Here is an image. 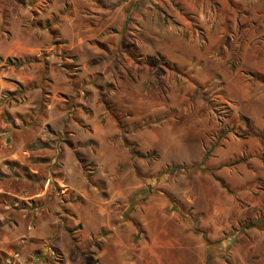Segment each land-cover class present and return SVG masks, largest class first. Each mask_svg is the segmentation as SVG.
<instances>
[{"label":"rangeland","instance_id":"obj_1","mask_svg":"<svg viewBox=\"0 0 264 264\" xmlns=\"http://www.w3.org/2000/svg\"><path fill=\"white\" fill-rule=\"evenodd\" d=\"M0 56V227L77 201L56 180L70 119L87 113L88 96L98 106L90 95L99 85L110 96L102 94L101 121L107 111L132 121L109 142L132 155L110 170L113 125L84 132L98 138L103 167L80 161L82 192L94 184L115 196L122 225L98 232L94 215L83 263L100 264L96 248L107 240L117 242L110 264L125 262L126 250L149 264H264V83L253 77L264 75V0H0ZM199 166L231 192L189 171ZM151 196L164 202L161 215L150 198L141 206ZM253 220L258 227H244ZM50 255L47 264H61L59 251Z\"/></svg>","mask_w":264,"mask_h":264},{"label":"crops","instance_id":"obj_2","mask_svg":"<svg viewBox=\"0 0 264 264\" xmlns=\"http://www.w3.org/2000/svg\"><path fill=\"white\" fill-rule=\"evenodd\" d=\"M81 49L82 48L80 46L75 47L74 53L77 52V50L80 52ZM86 86L84 85L82 90ZM92 87L94 94L92 93L90 96L93 101L98 100V106L92 105L88 96V98L83 99V103H85L86 109H88L87 113L82 112L79 119H76V123L70 119L72 126H69L70 129L68 130L66 137L68 144L63 150L61 177L56 180L59 182V185H62L67 190L70 189L74 191L76 193V198L74 197V200L77 201H63L65 206H63L62 211H60L58 215L56 213L51 214L48 208L42 207L34 210L33 212L31 210L30 212H24L22 214V220L24 221L23 224H21L20 220H18L16 222L14 221L13 226H10L12 228H8L9 226L0 227V264H10L11 260H13L12 263H15V260L19 261L18 264H47L45 261V258L47 257L46 255L50 257V254L54 250L59 251L62 257L61 264H84L82 253L86 242V239L84 238L86 234L85 232L88 228H90V224H88L89 220L92 219L94 215L98 217V223L95 224L97 225L96 230L98 232L102 229H104V231L116 232L118 227L122 225V223L121 225H118V223H120L117 220L118 212L116 211L117 209L114 203H111L115 200V196L110 197V195L107 196L105 193L102 194L101 191L98 192L96 190V185L94 184H92L95 188L92 190L94 191L92 195L85 197V194L82 192L86 172L82 167L81 162L84 163V161H87L88 163L96 164L100 169L102 166V163L96 159L95 155L97 151L100 153L98 149L99 147L97 146L98 138L90 137L86 140L84 132H88L91 136L102 130L103 123H108L110 126L113 125L114 128H112L113 130L107 137L109 142V140L113 136H116V134L117 136L119 135V137H117L119 139L123 137V123L124 125L127 124L129 127L132 124V121L128 122L124 119L122 120L123 123L120 125L118 119L110 116L111 113L108 111L107 114H109L110 119L102 122L100 114L105 112V103L101 100V97L102 94L109 98L110 96H108L109 94L107 95L108 91L106 92L105 90H101L99 85H92ZM101 103L104 107L100 106ZM146 107L147 106H144L143 108ZM120 110L124 112L117 106L116 108H113V111ZM66 124H68V122H66ZM80 124H82V126ZM54 128L57 127L55 126ZM124 138L125 136L122 139ZM109 144L110 147H108V152H111L110 154H112L116 159L115 164L111 165L110 170L130 161L132 154L129 150H123L124 147H121L119 142H117V144L114 143V146L112 145V142H109ZM121 153H127L128 158L120 163H117L119 162L117 161V154ZM95 178L98 179L95 181H99L102 178V175L96 174L94 175V179ZM108 180H110V178L107 179V181ZM100 182H102V180ZM130 189L131 188H129V190ZM129 190H126L123 195H126ZM78 196H81L82 198L77 199ZM149 198L151 200L149 206L151 207V212H154V208L155 210L159 208L158 211H160V213L158 214L161 215L164 202L162 201L160 203L157 199H155V197H146L142 201L141 206L142 204L144 206V203L146 200L148 201ZM158 214V217L156 216L155 219L159 218ZM131 218H136L134 212H132ZM158 224L161 225L159 222ZM78 225L80 228L78 227V229H76ZM1 229L4 230L1 231ZM69 229H73V232H75L76 237L79 240L78 243L80 242L81 244L79 248H76L74 241L68 232ZM144 230L147 233V229L144 228ZM107 242V240H101V243H99L96 248L97 253L95 257L98 258L100 264H110L106 258V251L110 252L109 254H111V252L113 253V250H115L114 248L116 247L115 244H117L116 242L115 244H111L110 247H107ZM47 250L50 251L49 254H47ZM118 251L120 250L118 249ZM125 253L128 254L125 258L127 262L125 261L121 264H149L148 260L144 259V254L142 253H138L137 257L133 259L127 250Z\"/></svg>","mask_w":264,"mask_h":264},{"label":"trees","instance_id":"obj_3","mask_svg":"<svg viewBox=\"0 0 264 264\" xmlns=\"http://www.w3.org/2000/svg\"><path fill=\"white\" fill-rule=\"evenodd\" d=\"M2 59H3V58L0 56V60H2ZM4 61H5V63H7L8 65L20 66V65L22 64L21 60H20L19 58H17V57H6ZM253 77H254L256 80H260L262 83H264V75L259 74V73H254V74H253ZM118 122H119V121H118ZM119 123H120V122H119ZM148 123H149L148 120H144V121L142 122L141 125H147ZM120 125H121V123H120ZM210 147H211V146H210ZM210 149H211V148H210ZM262 152H263V150H258V151H257V157H258V156L260 157L261 155H259V154H262ZM254 153H256V152H254ZM207 156H208V152L206 151L205 154H204L203 162L200 164L201 166H202L203 164H205V162H206V160H207ZM260 158H261L262 160H264V157H260ZM201 166H199V167H191V168L189 169V171H190V172H191V171L193 172V171H195V170H200V171H203V172H209V173L213 176V178H214L216 181H218L219 184H220L223 188H225L227 191L231 192V190H230L229 187L225 184V182H224L219 176H217V175L214 173V171H210L209 168H207V167H201ZM204 166H205V165H204ZM178 171H183V169H180V170L178 169ZM258 226H259V224H258V220H253L252 222H250V223L244 225L245 228L258 227ZM78 227L80 228V226L78 225L76 229H78ZM68 232H69V234L71 235V238H72V240L74 241V244H75L76 248H79V246H81V244H80V242L78 243L79 240L77 239L75 232H73V229H69ZM88 242H89V240H86V242H85L84 245H86V243H88ZM206 264H207V261H206Z\"/></svg>","mask_w":264,"mask_h":264}]
</instances>
